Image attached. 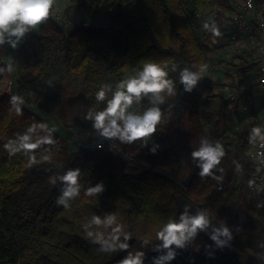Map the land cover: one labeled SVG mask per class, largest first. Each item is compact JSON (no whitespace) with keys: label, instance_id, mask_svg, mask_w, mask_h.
I'll use <instances>...</instances> for the list:
<instances>
[{"label":"trees","instance_id":"trees-1","mask_svg":"<svg viewBox=\"0 0 264 264\" xmlns=\"http://www.w3.org/2000/svg\"><path fill=\"white\" fill-rule=\"evenodd\" d=\"M71 1L72 15L100 21L106 29H65L47 19L15 47L5 51L4 38L0 43V264H119L138 252L143 253L141 264H244V247L253 253L251 264H264V194L247 195L251 162L245 153L258 136L254 124L220 139L224 155L210 175H199L202 161L193 157L202 142L214 147L198 93L220 82L201 85V79L227 63L220 48L208 47L202 36H218L222 18L208 14L216 5L228 9L229 0ZM146 63L163 68L169 86L158 96L134 99L126 110L125 115L160 110L157 131L146 142L127 144L113 137L134 161L127 164L111 153L73 146L65 127L101 136L91 117L106 108L118 84L136 78ZM185 69L198 75L190 90L181 82ZM102 86L105 99L98 101ZM246 95L245 113H250L256 93L239 98ZM214 124L217 129L218 121ZM25 136L39 146L25 150ZM69 168L80 169L81 187L65 210L56 201L64 188L60 177ZM191 171L194 178L184 186ZM100 182L103 192L84 195ZM177 195L200 208L210 227L186 232L179 245L164 247L157 233L183 216ZM93 216L115 219L97 226ZM117 225L120 231L114 233ZM225 228L234 236L221 241ZM113 235L118 239L113 241ZM213 237L227 258L210 250ZM104 242L116 250L101 251ZM120 243L128 248L119 249Z\"/></svg>","mask_w":264,"mask_h":264},{"label":"clouds","instance_id":"clouds-1","mask_svg":"<svg viewBox=\"0 0 264 264\" xmlns=\"http://www.w3.org/2000/svg\"><path fill=\"white\" fill-rule=\"evenodd\" d=\"M55 0H0V43H3V33L9 31V26L15 24L16 27L11 29L10 34L16 35L18 38L27 30L25 26L35 27L49 17L50 9ZM215 32V29H213ZM218 34V33H216ZM15 47V43L12 44ZM4 69H0L3 72ZM11 71V68H8ZM167 73L156 63H146L142 71L139 72L136 78H130L122 81L117 85L116 91L112 98L107 102L106 108L98 112L94 117V127L101 130V134L105 137H118L121 143L132 144L136 141L146 142V138L157 131L156 125L160 121L161 113L158 108H149L143 115H125L126 110L132 105L134 99L138 102L142 95L146 96L149 93L153 96H158L166 87L169 86V81L165 79ZM198 79L197 74L188 72L186 69L181 74V82L186 85V90H190ZM98 101L105 99V91L103 86L96 93ZM13 104L17 101V97L13 96ZM22 102V101H21ZM17 114L20 110L17 107ZM118 121L120 123H118ZM254 133L259 135L260 129H254ZM28 137H23L25 141L22 147L25 150H33L39 146L38 143H28ZM45 143H53L51 139L45 138ZM99 147V145H98ZM224 155L222 147L217 144L215 147L202 142V146L198 151L193 152L194 158H199L202 161L200 167V176L210 175V170L214 165L219 163L220 157ZM81 172L79 168H69L60 179L64 183L62 195L57 199V205H63L64 209L69 208V200L75 199L80 195V178ZM103 183H97L94 187L85 189L84 195L87 197H96L98 193L103 192ZM114 216H108L105 220H101L97 216L92 217L91 223L100 225H111L114 221ZM206 220L202 215H198L191 220L181 217V222L178 224L168 223L163 229L157 233V238L164 241V247L170 244L179 245L185 238L187 232L192 235L198 228H203ZM114 233H119L120 226L113 230ZM223 234L227 235V229L223 230ZM91 235V233H88ZM125 236V239H128ZM113 241L118 239L117 235L111 237ZM215 239V237H213ZM107 244V247L100 249L101 251H115L112 244ZM126 243H120L119 249H127ZM143 253H137L134 257L129 254L119 264H141ZM172 253H169L167 258H171Z\"/></svg>","mask_w":264,"mask_h":264},{"label":"built area","instance_id":"built-area-1","mask_svg":"<svg viewBox=\"0 0 264 264\" xmlns=\"http://www.w3.org/2000/svg\"><path fill=\"white\" fill-rule=\"evenodd\" d=\"M229 2L228 9L215 6L208 14L212 19L222 18V24L218 36L208 37L210 42L206 43L210 48L219 47V53L227 63L217 64L221 75L220 83L214 85L215 87L200 89L198 94L202 98L218 95L232 104L247 91L260 92L264 89V1L229 0ZM65 9L66 5L54 3L47 19L55 20L65 29H106V25L100 21L72 17ZM43 22L35 27L25 26L27 30L19 38L10 34L11 29L16 27L15 24L10 25L9 31L3 33L4 50L11 47L13 42L15 45L19 44L26 32L36 30ZM211 72L212 69L209 73ZM65 131L70 142L77 148L108 152L127 163L134 161L133 156L113 138L103 135L92 136L72 125L66 126ZM250 162L247 190L250 195L259 196L264 194V136L257 138L252 144ZM227 233L220 234V238L234 236L232 232Z\"/></svg>","mask_w":264,"mask_h":264},{"label":"rangeland","instance_id":"rangeland-1","mask_svg":"<svg viewBox=\"0 0 264 264\" xmlns=\"http://www.w3.org/2000/svg\"><path fill=\"white\" fill-rule=\"evenodd\" d=\"M61 5H66V12L69 13L70 16L71 13H75L72 8V1L71 0H64L60 1ZM215 7L212 8V10ZM216 8H222L216 5ZM211 10V11H212ZM210 36H202V40L204 44L210 42L208 40V37ZM217 66V65H216ZM218 71L217 67L215 68V72ZM214 74H207V76L201 79V85H207L211 82H217L218 80H221L220 72ZM215 87V86H213ZM256 95L254 97H251L253 100V111H250V113H245L246 110H248L247 106V95L239 98L236 102L229 104L225 98H222L218 95H213L210 97L202 98L198 94L199 98V108L201 112L203 113V125L205 130L208 134L213 135L214 138V147L219 144L222 147V140L221 138H224L226 136H238L240 133H242L245 129L248 128L249 125L254 124L255 128H259L260 132L264 131V89L260 92H255ZM210 95V93L208 94ZM211 113V115H209ZM245 113V114H244ZM218 121L217 129L215 128V122ZM51 125H54V121H50ZM99 136V135H98ZM220 136V138L218 137ZM264 136L263 134L258 135L254 140H256L259 137ZM97 137V136H96ZM74 146V145H73ZM75 149V148H74ZM250 152H251V146L245 153V159L250 162ZM127 163V162H126ZM129 164V163H127ZM247 195L250 199H254L252 195L248 193ZM181 196V195H178ZM257 197V196H256ZM223 233V232H222ZM220 234V233H219ZM227 238V237H226ZM226 238L222 239L219 235V240L224 241ZM242 256L244 257V264H251L249 261V257L252 256V252L247 248H242Z\"/></svg>","mask_w":264,"mask_h":264},{"label":"water","instance_id":"water-1","mask_svg":"<svg viewBox=\"0 0 264 264\" xmlns=\"http://www.w3.org/2000/svg\"><path fill=\"white\" fill-rule=\"evenodd\" d=\"M11 98L13 96L17 97L14 88L10 89ZM194 178V171H191L190 174L184 179V186H189L191 181ZM175 203L179 214L183 216H188L190 219L202 215L206 220V224L203 226L204 229H208L210 227V222L206 216H204L203 211L192 204L188 199L183 196H175ZM202 228H198L197 230H201ZM210 250L215 253L217 256L221 258H227L228 254L226 250L215 240L211 239L210 241Z\"/></svg>","mask_w":264,"mask_h":264}]
</instances>
